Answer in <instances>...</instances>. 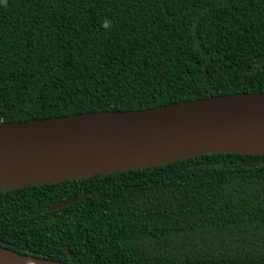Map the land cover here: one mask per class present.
<instances>
[{"label":"trees","instance_id":"trees-1","mask_svg":"<svg viewBox=\"0 0 264 264\" xmlns=\"http://www.w3.org/2000/svg\"><path fill=\"white\" fill-rule=\"evenodd\" d=\"M241 93H264V0H0V123ZM0 246L65 264H264V156L2 192Z\"/></svg>","mask_w":264,"mask_h":264},{"label":"water","instance_id":"water-1","mask_svg":"<svg viewBox=\"0 0 264 264\" xmlns=\"http://www.w3.org/2000/svg\"><path fill=\"white\" fill-rule=\"evenodd\" d=\"M213 154L264 156V93L147 110L0 123V193L165 166ZM82 197L56 203L66 208ZM0 264H65L0 246Z\"/></svg>","mask_w":264,"mask_h":264},{"label":"clouds","instance_id":"clouds-1","mask_svg":"<svg viewBox=\"0 0 264 264\" xmlns=\"http://www.w3.org/2000/svg\"><path fill=\"white\" fill-rule=\"evenodd\" d=\"M110 24H111V22L106 20V21L104 22V24H103V27H104L105 29H107V28L110 27Z\"/></svg>","mask_w":264,"mask_h":264}]
</instances>
